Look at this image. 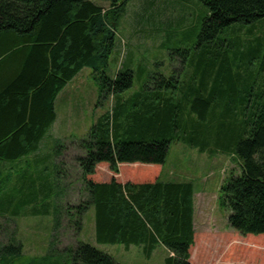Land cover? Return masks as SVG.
Returning a JSON list of instances; mask_svg holds the SVG:
<instances>
[{"label": "trees", "instance_id": "trees-1", "mask_svg": "<svg viewBox=\"0 0 264 264\" xmlns=\"http://www.w3.org/2000/svg\"><path fill=\"white\" fill-rule=\"evenodd\" d=\"M102 1L109 6L0 0V264H121L78 240L90 209L98 242L142 245L149 256L164 245L163 264H264V0H200L207 11L194 28L195 69L184 76L151 74L129 95L134 71L112 73L110 58L130 0ZM85 67L98 85L97 105L111 100V108L75 139L82 152L71 163L57 160L69 150L64 145L44 157L53 159L54 173L50 166L47 174L23 170L50 139L62 142L54 132L59 100ZM176 141L238 159L240 172L232 171L219 190L234 232H196L193 181L161 178ZM15 166L22 170L17 181ZM62 175H76L78 202L64 203ZM15 182L29 187L25 199L8 193ZM32 202L42 203L29 211ZM52 209L48 252L26 256L8 215H50ZM73 230L76 242L58 249Z\"/></svg>", "mask_w": 264, "mask_h": 264}, {"label": "rangeland", "instance_id": "rangeland-1", "mask_svg": "<svg viewBox=\"0 0 264 264\" xmlns=\"http://www.w3.org/2000/svg\"><path fill=\"white\" fill-rule=\"evenodd\" d=\"M95 1L109 6V2ZM206 11V6L200 0L129 1L118 29V44L110 58L112 73L119 68L132 69L135 73L134 86L126 91L125 95L140 88L151 74L152 76H161V74L170 76L175 73V76H178L180 73L184 76L195 69L196 64L191 62L192 57L190 58V55L192 56L191 47L197 44L195 40L198 28H194L200 25ZM168 34H170L169 37ZM178 49H183L186 54L182 51V53H178ZM187 53L189 54L186 58ZM259 61L257 60L256 64ZM188 62L190 66L187 65ZM91 74L92 69L85 67L78 78L67 87L59 100V117L54 125V132L62 142L57 145L55 138L50 139L49 145H45V148L40 150L39 160L35 161V157L32 155L31 166L23 167V170L31 169V173L41 171L42 174H47L48 171H44V169L48 166L53 168V159L47 161L44 157L53 154L57 147L60 150H63L64 145L69 147V150L65 149V154L57 159L58 161H67V163H71L76 154L82 152L75 139L83 138L93 122L112 106L111 100L103 105H97L98 85ZM36 166L38 167L36 168ZM17 170L18 168L15 166V170H13L15 172L12 174L15 181L20 178L17 175L22 171L17 172ZM232 171H235L236 174L240 172L239 161L235 155L220 152L215 147L201 151L200 147L176 141L171 144L166 164L163 167L162 178L193 181L195 186V228L201 233L218 234L235 231L228 223L229 209L219 203L220 187L230 177ZM6 173L4 174L6 175ZM36 175L33 176L34 179ZM76 179V175L70 178L67 176V180L64 179V176L61 179L63 182L61 188L66 187L65 199H63L66 205L69 202H78L80 185ZM15 183L19 186L14 187L13 185L8 193L15 197L16 201L25 199L29 187L22 186V182ZM51 200V206H54L55 197ZM32 203H34L33 206L28 207L29 211L40 207L39 204L42 202ZM54 213L55 211L52 209L50 215H23L19 218L8 215L11 218L9 228H18L17 238L22 241L23 253L26 256L33 257L48 252L53 234ZM74 232L75 230L68 231L69 234L61 237L58 249L76 242ZM77 237L78 240L88 242L111 254L121 264H163L168 255V250L163 245H158L149 256L145 254L142 245L131 244L130 247H126L120 243L98 242L94 209H90L84 215L83 229ZM9 238L5 235L3 240L6 242L9 241Z\"/></svg>", "mask_w": 264, "mask_h": 264}, {"label": "crops", "instance_id": "crops-1", "mask_svg": "<svg viewBox=\"0 0 264 264\" xmlns=\"http://www.w3.org/2000/svg\"><path fill=\"white\" fill-rule=\"evenodd\" d=\"M162 178V177H161ZM196 229V228H195ZM196 232H198V230L196 229Z\"/></svg>", "mask_w": 264, "mask_h": 264}]
</instances>
